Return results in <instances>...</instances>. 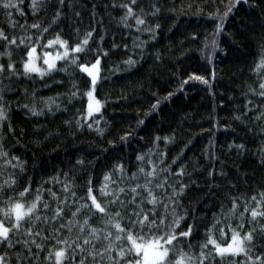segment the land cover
<instances>
[{"label": "trees", "instance_id": "16d2710c", "mask_svg": "<svg viewBox=\"0 0 264 264\" xmlns=\"http://www.w3.org/2000/svg\"><path fill=\"white\" fill-rule=\"evenodd\" d=\"M30 3L31 0H23V16L13 13L16 28H11L5 14L0 12V27L9 38L13 34H24L19 27L24 25L27 35L35 39L39 30L30 26L39 22L43 28L50 23L53 6L49 4L46 9L33 13ZM127 3L129 0H72V9L66 5L64 15L39 36L41 44L36 45L39 53H53L54 48L47 45V41L55 40L57 34L71 45L79 42L85 32L95 29L89 44L101 53L95 95L102 108L88 121L83 118L90 87L86 73L65 58L57 63L56 70L45 75H24L20 61L22 56L27 57L24 51L10 46L12 59L21 74L8 78L5 73L0 78L6 101V118L0 121V144L9 158L19 157L24 167L21 171L5 166L4 158L0 157V182L7 180L9 174L16 180L15 186L5 191V196L16 197L23 187L29 186L30 192L21 198L24 204L30 203L39 189L42 201L50 205L47 214L51 215L57 204L49 190L63 199L62 182L65 180L71 183L78 199L85 196V182L91 177L94 194L99 199V186L105 183L104 175L110 173L114 165L123 164L130 174L140 166L137 155L149 154L156 162L162 153L167 165L183 149L182 158L172 166V172L183 164L190 177L185 175L179 179L185 184L194 180L199 188L190 185L188 195L182 198L181 207L177 209L184 216L181 231L187 224L194 223L192 235L181 239L179 246L198 253L199 245L207 239L206 229L213 226L214 219L220 221L211 233L218 243L230 240L232 229L241 234L247 231L250 209L256 207V203H249V212L241 219L242 202L250 201L253 195L260 200V193L264 192V167L259 164L264 149V119L255 118L264 112V98L258 95V76L264 77V67L253 71L260 46L264 44V0H137L134 15L128 17L125 25L120 22V17L126 13L121 5ZM230 3H234V7L226 17L217 14L218 10L223 14ZM153 4L160 8L156 16L150 14ZM76 12L80 13L79 17ZM137 15L142 16L148 26L160 25L154 38L142 30L145 25H136ZM218 24L222 25L219 32ZM0 51H4L2 45ZM104 51L107 56L103 55ZM129 57L134 64L124 63ZM88 60L94 62L95 57L89 55ZM80 61H84L82 54ZM0 62L6 64L7 57H0ZM193 73L203 76L207 83L190 79ZM77 88V94L70 96ZM48 98L55 101L51 109L45 103ZM33 107L37 110L35 113ZM125 133L129 135L121 141ZM165 137L170 138L167 143ZM239 144H243L244 149L238 151L235 145ZM206 152H211L212 158ZM148 158L145 155L146 170L151 169L146 163ZM78 159L84 161L83 165L76 163ZM15 163L13 160L12 164ZM209 170H214L213 177L207 175ZM221 172L226 175L221 176ZM110 178L115 180L116 176ZM230 197L238 198V210L226 217L221 206L227 212L231 208ZM69 199H73L70 194ZM38 207L37 214H45L43 203ZM257 211H264V204ZM257 219L264 223V219ZM241 223L244 228H237ZM93 224L102 226L99 220H94ZM64 235L74 240L79 231L75 228L70 234L65 231L59 238L63 239ZM50 244L55 241L49 240L41 250L40 264H55L54 254L50 261L44 259ZM261 252L264 248L250 249L252 256ZM245 259L242 253L227 254L223 261L216 256V261L210 264H243ZM63 264H72V261L67 259Z\"/></svg>", "mask_w": 264, "mask_h": 264}, {"label": "snow or ice", "instance_id": "6c2138e0", "mask_svg": "<svg viewBox=\"0 0 264 264\" xmlns=\"http://www.w3.org/2000/svg\"><path fill=\"white\" fill-rule=\"evenodd\" d=\"M136 3L137 0H129V3L121 5L126 9L125 15L120 17L121 23L127 25L128 17L134 15L133 6ZM49 4L53 6L50 23L43 28L39 22L30 26L32 29L39 30V35L35 39L32 35H27L28 30L24 25H19L24 34L20 36L13 34L11 38L4 28L0 27V45L4 48V51H0V57H7L6 64L0 62V78H3L5 73H7L8 78L21 74L16 67V62L12 59L10 46H15L24 51L27 57L25 59L22 56L20 61L24 75L29 73L43 75L45 72L54 71L56 70L55 61L67 58V61L86 73L87 78H90V87L86 93L89 98V114L99 112L101 102L95 99L93 92L97 87L101 53L99 50H93L89 44V39L95 29L85 32L84 37L79 42L71 45L57 34L55 40L49 39L47 41V45L58 43L63 48V52H58L52 57L50 52L45 51L43 64L47 66L46 68L42 69L35 63L36 45L41 44L39 36H42L59 21L60 17L64 15L63 10L66 5L70 10L73 7L72 0H31L29 7L33 13H36L41 9H46ZM233 7L234 3H230L226 6L223 14H220L219 10L217 14L226 17ZM143 11L141 8L140 12L143 13ZM159 11L160 8L153 4V11L150 14L156 16ZM0 12L5 14L10 27L16 28L17 23L13 20V13L24 15L23 0H0ZM75 15L79 17L80 13L76 12ZM144 15L148 14L145 13ZM135 20L136 25H145L142 30L148 32L150 38H154L155 30L160 27L159 24L148 26L146 20L139 15L135 16ZM221 29L222 25L218 24L217 31L219 32ZM213 45L215 47V41H213ZM41 46L43 47V45ZM113 47L115 48L116 45L113 44ZM69 53L72 55L70 56ZM81 54L84 57L83 62L80 61ZM89 55L95 57L94 62L88 60ZM103 55L107 56L108 53L104 51ZM124 63L131 65L135 61L129 57ZM261 67H264V44L260 46L259 59L253 71H257ZM189 78L207 83L203 76L195 73ZM258 81V95L264 98V77L258 76ZM73 87L76 88L77 86L73 84ZM78 91L77 88V91L70 93V96H75ZM250 91L255 93L257 90L250 89ZM3 92L4 89L0 88V121L6 118L4 108L6 101ZM54 102L52 98L45 101L49 109ZM155 108L156 105H153V109ZM247 110L250 111L251 108ZM32 111L35 113L37 110L33 107ZM255 118L264 119V112L259 113ZM236 119H240V117H236ZM88 126L91 127L92 125L89 124ZM9 130H11L10 125ZM98 131L102 132L103 130L98 129ZM127 135L129 134L125 133V136L120 137L121 141H124ZM159 139L160 137H156V140ZM169 139V137L164 138L166 143ZM109 143L112 142L109 141ZM232 147L233 145H229V148ZM235 147L238 151L244 149L243 144L235 145ZM261 152L262 158L259 164L264 167V149ZM182 154L183 149L167 165L164 164L165 157L162 153L156 162H153L149 154L137 155L136 159L140 162V166L130 174L123 164L114 165L110 173H105V183L99 186V199L94 194L91 177L85 182V196L78 199L75 198L76 193L72 190L71 183L65 180L62 182V190L65 193L63 199L49 190V195L56 198L57 204L55 209L51 210V215L47 214L50 205L42 201L39 189H37L34 199L28 204L22 203L21 198L30 192L29 186L23 187L16 194V197L5 196V191L11 190L16 184L14 176L9 174L7 180L0 182V248L3 249L0 251V264H40V252L49 240L55 241V244L48 245V252L44 259L50 261L54 254L55 264H63L67 259H71L72 264H210V262L216 261V256H219L223 261L227 254L235 256L241 253L246 258L243 264H264V252L256 256L250 254V249L264 248V223L257 219V217L264 219V211H257V208L264 204V192L260 193V200H257L256 196L253 195L250 201L246 199L242 202L241 219L244 218L246 212H249V203L251 201L256 203V207L250 209L251 219L247 221L250 227L247 231L241 234L240 231L232 229L231 239L218 243L211 235L215 225L220 222L214 219L213 226L206 229L207 239L199 245L200 251L198 253L185 251L182 246H179L181 239L192 235L194 223L187 224L186 229L181 231L180 226L184 216L177 209L181 207L182 198L188 195L190 185H196L199 188L194 180L190 179L189 184H185L182 179H179L185 175L190 177V174L185 172L183 164L177 168L175 173L172 172V166L177 164L178 160L182 158ZM145 155L149 156L146 163L151 165L150 170H146L143 166ZM206 155L212 158L213 154L206 152ZM0 157L4 158L5 166L11 165V167L23 171L24 163L20 161L19 157L9 158V154L3 150L2 144H0ZM13 160L17 163L12 164ZM76 163L83 165L84 161L78 159ZM213 172L214 170H209L207 175L213 177ZM64 175L67 177L68 173ZM220 175L226 174L221 172ZM111 176H116V179H111ZM141 179H143L142 183L140 182ZM69 194L73 199H69ZM230 199L231 208L227 212L224 211L223 205L221 206V212L226 217L234 215L238 210V198L230 197ZM40 203H43L45 210L43 215L37 214L40 212L38 207ZM146 204L151 205V207L146 208ZM113 208L115 211L112 210ZM125 209L127 212L124 211ZM81 216L83 217L82 220L79 218ZM94 220H99L102 226L93 224ZM37 222L44 227H39ZM74 228L79 231V235L74 240H70L68 235H64L63 239L59 238L61 233L66 231L70 234ZM237 228L243 229L244 224H238ZM219 231L223 235V228H220ZM45 232L47 235L44 234ZM146 237L151 238L146 239ZM98 244L99 247H97ZM57 245H63V247H57ZM209 245L213 247L209 248ZM188 249H192L191 243L188 244ZM77 255H79L78 261L76 260Z\"/></svg>", "mask_w": 264, "mask_h": 264}, {"label": "rangeland", "instance_id": "374dc122", "mask_svg": "<svg viewBox=\"0 0 264 264\" xmlns=\"http://www.w3.org/2000/svg\"><path fill=\"white\" fill-rule=\"evenodd\" d=\"M52 47L54 48V52L51 53V56L54 57L58 52L62 53L63 52V48L58 44V43H54L52 45ZM71 53H69L70 55ZM60 60H57L55 61L56 65L57 63L59 62ZM35 63L38 67H41L42 69L43 68H46L47 66L43 64V53H39L38 51H36L35 53ZM48 72H45L43 75L47 74ZM36 74H39L41 75L40 73H36ZM93 95L95 97V99H97L96 95H95V90L93 92ZM98 100V99H97ZM88 104H89V98L87 96V109H86V113L84 114L83 118L84 120L88 121L89 119H91V117H93L94 115L98 114L100 111H101V108H102V104H100V111L99 112H92L91 114H89V111H88Z\"/></svg>", "mask_w": 264, "mask_h": 264}]
</instances>
